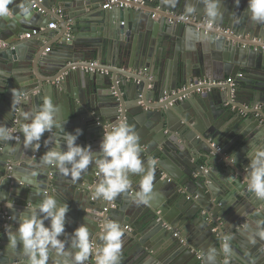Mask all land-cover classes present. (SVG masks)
Returning <instances> with one entry per match:
<instances>
[{
  "label": "water",
  "instance_id": "95a60500",
  "mask_svg": "<svg viewBox=\"0 0 264 264\" xmlns=\"http://www.w3.org/2000/svg\"><path fill=\"white\" fill-rule=\"evenodd\" d=\"M103 2L34 0L32 7V0H12V15L0 17V41L9 42L0 49V125L19 138L0 140V264H27L19 242L8 247L7 233L20 222L13 215L42 199L36 185L57 206L68 205L58 238L73 255L74 230L86 224L94 246L102 247L108 219L124 230L120 264H264V200L246 182L255 153L246 154L264 146V23L250 19L248 0H220L223 16L212 31L170 21L173 13L186 14V6L195 8L186 15L207 19L202 0H139L110 9ZM51 22L59 27L42 32ZM31 29L42 34L23 39ZM229 76L234 85L199 84ZM14 92L22 94L19 105L12 104ZM45 96L58 106L63 132L81 129L76 143L94 151L113 124L134 127L142 161H156L147 204L136 198L140 175L130 174V188L108 202L91 195L100 179L94 165L75 183L43 165L42 155L57 141L66 150L59 128L42 135L43 152L24 148L19 111H38ZM157 190L161 196H154ZM65 260L71 264L72 256L50 250L48 264ZM85 264H96L95 255Z\"/></svg>",
  "mask_w": 264,
  "mask_h": 264
},
{
  "label": "clouds",
  "instance_id": "9594fccd",
  "mask_svg": "<svg viewBox=\"0 0 264 264\" xmlns=\"http://www.w3.org/2000/svg\"><path fill=\"white\" fill-rule=\"evenodd\" d=\"M12 0H0V17L11 16L12 11L8 5ZM173 5L176 0H169ZM205 5L207 23L204 25L207 31H212L218 18L223 13L220 11V0H202ZM240 0H236L239 5ZM21 11L25 17L31 15L29 6L21 5ZM195 8L186 6L185 13L192 14ZM247 13L250 19L256 23H264V0H248ZM23 102L22 94L13 93L12 104L19 105ZM59 110L50 97L45 96L39 110L19 111L20 132L23 133V145L38 151L41 147L39 141L45 132H51L54 127L63 132V125L56 119ZM22 118V119H21ZM30 121V122H28ZM15 129H9L0 125V140L10 141L19 139L13 136ZM82 130L77 128L75 134L63 132V141L66 150H60L59 141L56 147L45 152L41 157L43 165L55 166L64 176H70L73 183L81 180L82 175L89 171V166L94 165L99 174V182L91 187V195L94 198L111 202L120 194L125 193L131 186L130 174L140 175L139 191L136 193L138 203L147 204L149 194L153 190L155 160L148 161L147 165L141 159L140 137L134 127L127 121H119L109 129L104 130L103 138L99 144V150H92L90 145L81 146L76 143ZM33 141L37 143L33 144ZM254 155H251L252 153ZM251 155L248 168L250 176L246 177L247 187L254 192L257 198L264 200V146L250 150ZM70 165V167H69ZM36 173H33L35 175ZM3 181L0 180V185ZM37 196H42L38 204L29 202L26 211L19 217L13 215L20 222L16 230L8 231V247L15 249L19 244L27 257V264H48L50 250H54L59 256H72L71 264H85L90 254L95 255L96 264H120L123 247L122 237L124 230L114 220L106 219L104 231L100 236L102 247H95L90 230L86 224L78 226L71 234V245L78 249L74 253L65 251V240L58 237L65 232L66 213L68 205L57 206L54 195L42 191L39 185L35 186ZM5 207L13 209L14 202L7 200ZM38 210V211H37ZM45 221H49L45 226ZM264 239V231L260 232ZM222 250L228 253L229 246L222 242ZM67 264V261H64ZM225 264H228L227 260Z\"/></svg>",
  "mask_w": 264,
  "mask_h": 264
},
{
  "label": "built area",
  "instance_id": "2783aa9c",
  "mask_svg": "<svg viewBox=\"0 0 264 264\" xmlns=\"http://www.w3.org/2000/svg\"><path fill=\"white\" fill-rule=\"evenodd\" d=\"M32 1H33V6L32 7H36L37 4L34 3V0H32ZM138 1L139 0H104V2L102 4V7L105 8V9H110V8H115V7H117V8H125V7L132 6V4H135ZM157 10H159V7L157 8ZM170 21L171 22H183V23L193 21V22H198L199 26L200 25H206V23H207V19H205V18H202L200 21H197L196 17H191V16L186 15V14H174V13L170 17ZM49 27L50 28H57L58 24L56 22H53V23H50ZM218 29H222V28L218 27ZM225 31L228 32L229 30H225ZM39 32H41V30L33 29L30 32H26L25 34H23L22 38L26 39V40H29L33 36L39 34ZM8 46H9V42L8 41H0V48H6ZM97 64H98L97 61L92 62V65H97ZM90 69H93V68H90ZM243 76H244L243 72H239L237 74L238 78H241ZM227 83L234 85L235 77H228L226 80H216V79H206L205 78V79H201L199 81V84H201V85H209V86H212V85H223V84H227ZM198 90L200 91L201 89L199 88ZM19 135H20V133H16V136H19ZM10 218H11V216H8V219H10ZM7 225H8V223L6 222L5 223V227ZM185 242H187V240H185Z\"/></svg>",
  "mask_w": 264,
  "mask_h": 264
},
{
  "label": "crops",
  "instance_id": "0c3cea01",
  "mask_svg": "<svg viewBox=\"0 0 264 264\" xmlns=\"http://www.w3.org/2000/svg\"><path fill=\"white\" fill-rule=\"evenodd\" d=\"M55 11H56V13H60V10H55ZM51 23H53V22H51ZM49 25H50V24H49ZM49 25L46 26V27H43V28H42V32H47V31H49V30H51V29H56V28H50ZM58 27H59V24H58ZM31 30H32V29H31ZM31 30H29V31H27V32H30ZM42 32H39V34H37V35H35V36H39V35H41ZM35 36H33L31 39H33ZM42 38H44V40H47L48 43H51V42L53 41V39L51 40L49 37H44V36H42ZM0 49H2V48H0ZM229 77H232V76H229ZM227 78H228V77H227ZM34 91L38 92V89L36 88ZM36 92H35V94H36ZM35 143H37V142H35ZM40 143H41V142H40ZM43 150H44V148H43V146H41L40 149H39L37 152H43ZM158 195H160V196L162 195V192L159 191V190L155 191V193H154V196H158Z\"/></svg>",
  "mask_w": 264,
  "mask_h": 264
}]
</instances>
